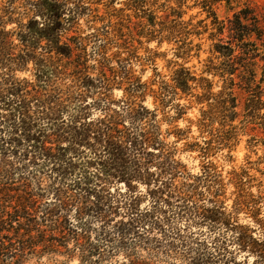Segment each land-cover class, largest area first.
Segmentation results:
<instances>
[{
    "label": "trees",
    "instance_id": "16d2710c",
    "mask_svg": "<svg viewBox=\"0 0 264 264\" xmlns=\"http://www.w3.org/2000/svg\"><path fill=\"white\" fill-rule=\"evenodd\" d=\"M198 1L210 24L184 19L188 0H0V160L14 162L3 164L0 180L33 158L54 194L43 211L0 216V264L40 260L59 246L80 264H264V169L249 161L225 176L215 161L233 158L245 125L264 131V17L245 8L220 20L208 4L233 0ZM83 18L86 35L78 34ZM206 33L210 55L197 74L187 64L200 59L194 38ZM143 38L174 45L171 74L157 65L165 53H135ZM134 60L152 67L150 81L136 78ZM30 64L37 85L16 76ZM235 85L246 93L239 124ZM114 86L124 87L117 102L108 95ZM88 87L97 102L82 101ZM94 105L104 116L91 117ZM195 106L198 137L190 119L185 129L173 126ZM162 122L172 130L163 133ZM42 128L59 131L58 144L33 135ZM251 140L255 153L259 139ZM181 154H196L200 171Z\"/></svg>",
    "mask_w": 264,
    "mask_h": 264
},
{
    "label": "rangeland",
    "instance_id": "374dc122",
    "mask_svg": "<svg viewBox=\"0 0 264 264\" xmlns=\"http://www.w3.org/2000/svg\"><path fill=\"white\" fill-rule=\"evenodd\" d=\"M211 6L218 16L220 20H226L227 18H232L233 14L236 12H239L241 9H251L255 12V14L262 20L264 17V0H233L230 2V4H227V2H211L208 4ZM188 6L190 7L187 10V14L184 16V19L186 21L193 19V23H199L201 22V26L204 24H210L211 19L207 20V13L202 8L203 4H200L198 0H188ZM121 7V6H117ZM101 13H103L105 10L103 7H100ZM134 24H139L138 20L133 19L132 21ZM81 25L79 27L78 34H88L89 26L87 24L86 18H83L81 20ZM264 25V22L262 23ZM37 26V25H36ZM97 27L100 26L96 25ZM16 24L9 25L7 28L12 29L15 28ZM139 31V28L136 26V29H134V34L136 35ZM76 35V33L71 32L69 36ZM209 33H206L202 35L201 37H195V43L202 44V50L200 52V59L197 57L192 58L189 60V63L187 64L188 67H191L193 71H196L197 74H201V72L204 70V61L209 57L210 55V48L212 42L208 40ZM136 39H138L137 36H135ZM146 39H142L143 46H140V44L135 41L134 46L136 47L135 53L137 51L139 56H145L144 49L147 47H150L152 49L157 50L158 52L165 53V57H160L157 59V65L159 68V71L162 72L163 75H169L171 74L170 71V65L168 64L169 61H177L174 60L173 52L171 51L174 48V45H169L167 43H164L160 48H158V44L156 42H152L149 46L145 43ZM17 43V41H16ZM19 50V48L17 49ZM113 51H117L116 49H110V53L112 54ZM112 64L114 66H117L118 63L116 62V57L113 59ZM179 63H182L181 60L178 61ZM141 62H138L137 60L132 61V67L134 69V75L137 79H142V81H150L152 79L153 71L151 66H142ZM90 65V63H89ZM30 70V71H29ZM120 71V70H119ZM33 65L30 64L27 67V70L25 71H18L16 72V76L19 79H27L29 81H35L33 76ZM111 76V74L109 75ZM216 82H219L217 85L215 91H218L222 87V82L219 81V79H216ZM239 82V79H236V83ZM57 86L61 87V84L63 83L62 80L56 81ZM38 83L35 81L34 85H37ZM124 87L120 89L118 86H114L112 91L108 94L112 101H119L124 96ZM33 87H30V90H32ZM37 89V88H36ZM85 96H82V101H88V103H93L98 101V97L96 96V92L87 88L88 91L93 92L90 94L86 89H83ZM36 91L40 92V89L38 88ZM34 93V91H33ZM233 94L237 99V121L236 123L239 124L244 119V104H245V98L246 93L243 88L240 87V85H235L233 88ZM182 104H187L188 102L185 100L180 101ZM117 104V103H115ZM146 105L150 108L154 107L153 99L152 97H148L146 101ZM114 108V107H113ZM199 109L200 107L195 106L193 109L188 111V114L184 116V120H180L173 124V126L178 125L180 128L185 129L187 126H189L188 119L192 120L194 123L197 121V118L199 117ZM58 108L55 109V113L57 114ZM89 114L93 119H97L99 117L104 116L105 112L100 109L97 105H94L92 109H90ZM162 114L159 115V119L162 120ZM35 127H32V131ZM167 130H172V126L169 124L162 122V131L165 133ZM244 133L241 137V141L239 145L236 147V149L232 152V159H225L222 155H219V157L215 160L219 167L223 169V173L226 176L227 172H229L233 167H248V162H256L257 167H260L264 169V165L261 164L264 160V131L253 125H245L244 126ZM46 128H42L38 131H34L33 135L35 136H41L42 142L44 140L46 142L49 141V138L51 142H54L55 144H58V138L59 136L54 135L52 133L57 134V132H48V134L45 133ZM193 136L198 137L199 132L196 126V123L192 126ZM61 133V132H60ZM39 134V135H38ZM45 134V135H44ZM31 136V134H30ZM29 136V137H30ZM45 136V137H44ZM252 138L259 139V142L256 143L257 147L254 149L255 153L252 152L248 144L251 142ZM26 145H28V141L30 139H26ZM32 140V139H31ZM169 142L176 141L175 136H171L168 139ZM253 143V142H252ZM63 144V140H62ZM47 146H50L48 143ZM179 147H182V144H179ZM14 155L17 153V151L13 152ZM226 154V152L224 153ZM11 155V154H10ZM196 154H181L180 159L188 166V168L193 173H198L200 171V160L195 158ZM15 157V156H14ZM13 157V159H14ZM27 158L26 153H23L22 156H18V159H15L17 162L25 161L24 159ZM12 162L14 165V162L9 158L6 157V160L3 158L0 160V168L4 170L3 164ZM255 166V168H257ZM14 168H9V172L6 174L3 173L4 178L0 180V216L5 215L6 212L14 213V210L19 209L20 212H22V208H26L27 212L29 213H36L38 210H45L42 208L41 204H45L48 200L53 198L52 193V181L50 180L49 176H47L46 172L43 171L42 163H39V161L31 158L29 162H21V165L18 166V173L13 171ZM253 174H256L259 176V173L256 171H252ZM7 176V177H6ZM51 176V175H50ZM51 186V187H50ZM232 188H230V191ZM256 192V189H254ZM47 200V201H46ZM40 206V209L38 208ZM66 218L69 220L74 219V223L76 221V214L72 211H69ZM83 224V223H82ZM86 231H90L88 225H84L83 227ZM59 235L58 233H56ZM70 238V237H69ZM69 246L68 248L73 249L74 242L72 240H69ZM59 244H63L59 243ZM122 258V256L120 257ZM19 264H80V260L77 257H73L71 255H66L65 248L64 247H57V250L55 252H49L47 254H43L39 259L37 258H29L28 261L19 263Z\"/></svg>",
    "mask_w": 264,
    "mask_h": 264
}]
</instances>
